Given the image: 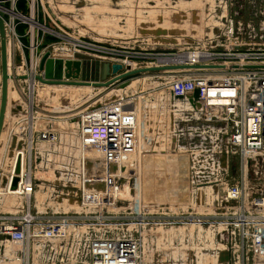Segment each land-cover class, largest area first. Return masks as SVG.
Listing matches in <instances>:
<instances>
[{
	"label": "built area",
	"instance_id": "built-area-1",
	"mask_svg": "<svg viewBox=\"0 0 264 264\" xmlns=\"http://www.w3.org/2000/svg\"><path fill=\"white\" fill-rule=\"evenodd\" d=\"M225 26L217 40H208L206 46L188 45L171 60L140 56L151 61L136 63L125 56L108 62H119L123 71L170 66L156 71H170V97L176 96L182 104L170 105L166 96L160 97L162 101L185 114V118L175 120L173 115L177 113H171L172 127L177 131L173 134V148L188 154L189 205L206 207L207 190L218 186L221 202L226 205L220 222L232 233L234 228L242 231L246 239L238 237L227 264H264V192L262 185L252 179L255 177L247 173L249 165L257 168V162L264 159V44L244 42L232 24ZM54 47L47 49L51 56L80 61L84 58L74 45ZM196 64L221 65L177 67ZM183 69L188 70L175 75V71ZM149 71L152 70L136 77ZM217 71L220 73L213 74ZM29 116L30 119L20 117L17 126L8 132L15 138V145L3 194L18 197L22 210L0 212V235L10 243L8 249L0 245V264H29L31 243L42 245L45 240H63L71 234L74 240L81 241L82 235L75 231L78 226L110 223L104 211L121 198L125 184L139 182L140 147H144L146 139L148 143L152 140L147 128L140 125L139 107L128 96L81 110L68 130L54 126V117H47L45 126L36 127L33 113ZM234 155L239 158L240 173L233 178L228 166ZM39 171L44 177L36 176ZM50 172L55 180L45 176ZM39 190L45 193L40 200L36 197ZM198 195L201 200H197ZM229 203L235 204L230 214ZM175 205L180 208V204ZM174 215L181 222L189 217ZM173 220L162 215L155 224ZM203 222L199 219L194 223ZM84 240L89 264H136L139 259L133 236L87 234Z\"/></svg>",
	"mask_w": 264,
	"mask_h": 264
},
{
	"label": "rangeland",
	"instance_id": "rangeland-1",
	"mask_svg": "<svg viewBox=\"0 0 264 264\" xmlns=\"http://www.w3.org/2000/svg\"><path fill=\"white\" fill-rule=\"evenodd\" d=\"M4 22L12 75L7 114L14 116L12 113L18 112L12 121L8 120L7 135L20 117H30L27 105L31 81L27 75L34 74L38 86L31 103L36 127L45 126L47 117H54V126L68 130L81 110L128 96L139 107L140 125L147 128L152 138L140 147L139 182L125 184L121 198L104 211L110 223L78 226L75 231L82 235L81 241L74 240L71 234L63 240H45L42 245L31 243L29 264H89L84 242L87 234L133 236L138 243L136 264H227L225 254L228 252L230 257L238 237L246 239L242 231L234 228L232 233L220 222L226 205L221 202L218 186L207 190L206 207L189 205L190 195L186 200L183 195L177 198L165 194L169 188L167 158L176 153L173 134L177 131L172 127V117L185 118L184 111L169 108L160 98L166 96L170 105L181 107L176 96L170 97V71H149L133 78L125 88L118 87L117 82L107 86L43 85L36 75H42L38 67L41 54L59 45H74L84 54L77 79L99 80L100 60L125 56L136 63L151 61L140 56L169 59L185 51L188 45L206 46L208 40H217L229 23L242 41L264 44V0H5ZM54 52L61 53L58 49ZM187 70L174 73L179 75ZM22 74L25 77H20ZM172 111L177 114L172 116ZM184 131L186 134L188 130ZM257 165H249L247 173L255 177L252 179L262 185L264 192V159ZM228 169L233 178L239 176L238 156L231 158ZM36 176L44 177L43 171ZM45 176L55 180L52 172ZM43 196L42 190L36 192L39 200ZM197 200H201L200 195ZM175 204H180V208ZM234 208L235 204L229 203L227 213ZM177 213L189 215L187 221L174 218ZM162 215L175 220L155 224ZM199 219L204 221L201 225L194 223ZM0 239V245L8 249L9 241L5 237Z\"/></svg>",
	"mask_w": 264,
	"mask_h": 264
},
{
	"label": "water",
	"instance_id": "water-1",
	"mask_svg": "<svg viewBox=\"0 0 264 264\" xmlns=\"http://www.w3.org/2000/svg\"><path fill=\"white\" fill-rule=\"evenodd\" d=\"M4 1L0 0V134L3 128L4 117L8 105V83L12 75L9 72L8 67V47L6 37V27L4 22ZM221 64H196V65H181L177 67L187 66H219ZM39 69L42 71V75H36V78L43 83L57 84H81L91 86H107L117 82L119 87L126 86L130 79L139 75L143 71L156 70L162 67L170 66H148L138 67L130 70H122V65L119 62L109 63L108 61H101L98 67L99 80H79L77 79L81 70V61L79 59H64L59 56H51L49 51H44L39 59ZM122 70V71H121ZM25 77V74L20 75ZM197 94V90L193 95ZM13 137V142H14ZM168 169L167 178H169V188L165 194L176 195L178 198L180 195L184 199H188L189 196V162L188 154L184 152H176L167 158ZM16 172L19 171V159L16 162ZM17 177L12 180V184L15 185ZM180 196V197H181ZM158 199H161L157 197ZM225 259H229V253L224 256Z\"/></svg>",
	"mask_w": 264,
	"mask_h": 264
},
{
	"label": "crops",
	"instance_id": "crops-1",
	"mask_svg": "<svg viewBox=\"0 0 264 264\" xmlns=\"http://www.w3.org/2000/svg\"><path fill=\"white\" fill-rule=\"evenodd\" d=\"M10 92L11 90L9 91V98L11 97L12 94V93L10 94ZM7 109L4 117L3 128L0 134V212H4V213L18 212L22 210L20 199L18 197L3 194V189L5 188L4 186L6 183L7 168L9 167L13 148L15 145V143H13L12 141L13 140L12 136L9 137V134L7 135L6 130H8V127L10 126L8 120L11 119L12 121L13 120L12 118L18 115V112L15 113L13 112L12 114H14V116L7 114ZM0 237L3 236L0 235Z\"/></svg>",
	"mask_w": 264,
	"mask_h": 264
},
{
	"label": "bare ground",
	"instance_id": "bare-ground-1",
	"mask_svg": "<svg viewBox=\"0 0 264 264\" xmlns=\"http://www.w3.org/2000/svg\"><path fill=\"white\" fill-rule=\"evenodd\" d=\"M166 60H171L170 58L169 59H166ZM27 77H28V79L31 81L30 83H29V87H31L30 88V95H29V103H28V113L29 114H32V113H34L35 112V110L33 109V107H31V105H32V103H31V101H33L34 99H33V91H34V89H35V87H37L38 85H37V82H36V79H35V76H34V74H31V75H27ZM136 77V76H135ZM135 77H133V78H135ZM132 78V79H133ZM131 79V80H132ZM130 80V81H131ZM130 81H129V83L126 85V86H124V87H120V88H125V87H127L129 84H130ZM9 82H10V79H9ZM47 84H49V83H44L43 85H47ZM53 85H70V86H76V85H80V86H89V85H81V84H64V83H57V84H53ZM119 87V86H118ZM8 98H9V83H8ZM7 108H8V106H7Z\"/></svg>",
	"mask_w": 264,
	"mask_h": 264
}]
</instances>
